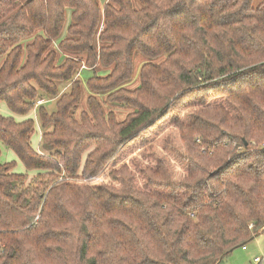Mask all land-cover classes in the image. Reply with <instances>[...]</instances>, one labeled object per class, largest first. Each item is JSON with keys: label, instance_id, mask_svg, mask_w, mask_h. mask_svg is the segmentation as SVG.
I'll return each mask as SVG.
<instances>
[{"label": "trees", "instance_id": "1", "mask_svg": "<svg viewBox=\"0 0 264 264\" xmlns=\"http://www.w3.org/2000/svg\"><path fill=\"white\" fill-rule=\"evenodd\" d=\"M135 1L0 0V159L25 169L0 162V264H224L264 231V3ZM139 54L164 60L131 91Z\"/></svg>", "mask_w": 264, "mask_h": 264}, {"label": "rangeland", "instance_id": "2", "mask_svg": "<svg viewBox=\"0 0 264 264\" xmlns=\"http://www.w3.org/2000/svg\"><path fill=\"white\" fill-rule=\"evenodd\" d=\"M99 1H100V5L102 7L106 3V0H99ZM134 3L137 6V2L135 0H134ZM263 3H264V0H254L253 5L255 7H257ZM69 14H70V11L68 12V25L70 24V15ZM163 60L164 59H159L157 61H148L142 55H140V54L137 55L136 60H135L134 76L130 82H128L124 85V87L130 89L131 91L135 90L139 86V78H140L142 67L148 62L160 63ZM99 73L101 75L102 74L105 75L104 72H98V74ZM92 75H93V71L87 70L85 68V66L83 65V67L81 68V70H80L79 74L76 76V78L82 82V84L85 88L86 81ZM68 91H70V86L67 88L66 92H68ZM63 92L65 93V91H63ZM87 96H88V94L86 91V97L83 100L84 106H82L80 109L82 111L86 110ZM105 96L106 95H99V96L96 95V97L98 99L100 98V101H102L103 103H105V100H106ZM55 104H56V99H54L51 102L44 103L43 105L46 106L48 111L53 112L55 110ZM103 107H104V110L106 113H109L110 110H114L116 115H117V119L119 121H122L127 114V111L125 109H123L121 107L114 106V105L109 104V103H105V105ZM128 111H130V110H128ZM76 118L79 120L80 119L79 115ZM32 119H34L36 121V129H37V123H38L37 112H36V117L34 115V117H32ZM39 137H40V131H39V129H37V135L35 136V138L33 140V148L35 147L37 152H44L42 143L40 144V138ZM138 146H139L138 144L136 146H133L131 148L130 152L134 151ZM93 150H94V147L89 149L84 154V156H83L84 161L86 160L87 156ZM1 151H2V157L0 159V162H2V163L16 162L15 171L19 172V173H25V169H24L23 165L19 162V160L17 159V157L13 153L8 152L3 145H1ZM46 154H50V153L46 152ZM127 154H125L123 157H125ZM255 258H264V231L262 233H260L259 236L254 238L250 243H248L245 247H241L239 249H236L230 255V257L226 260V262L224 264H254Z\"/></svg>", "mask_w": 264, "mask_h": 264}, {"label": "crops", "instance_id": "3", "mask_svg": "<svg viewBox=\"0 0 264 264\" xmlns=\"http://www.w3.org/2000/svg\"><path fill=\"white\" fill-rule=\"evenodd\" d=\"M1 113L3 114V115H5V116H13L12 115V113H10L5 107H2L1 108ZM34 115H35V117H36V111H33L30 115H29V117H34ZM18 121L19 120H22L23 118L22 117H18V116H16L15 117ZM37 128L39 129V131H40V144H41V140H42V131L40 130V125H39V123H37ZM34 149H35V147H34ZM36 150V149H35ZM37 151V150H36ZM41 153V152H40ZM33 175V174H32Z\"/></svg>", "mask_w": 264, "mask_h": 264}, {"label": "built area", "instance_id": "4", "mask_svg": "<svg viewBox=\"0 0 264 264\" xmlns=\"http://www.w3.org/2000/svg\"><path fill=\"white\" fill-rule=\"evenodd\" d=\"M102 27H101V29H102ZM42 104H43L42 101L41 102H38L37 106H40ZM250 228L253 229L254 228V225H251ZM254 264H264V258H255L254 259Z\"/></svg>", "mask_w": 264, "mask_h": 264}]
</instances>
